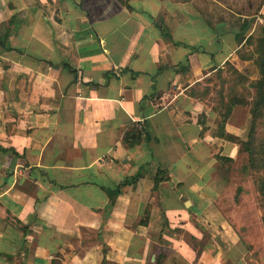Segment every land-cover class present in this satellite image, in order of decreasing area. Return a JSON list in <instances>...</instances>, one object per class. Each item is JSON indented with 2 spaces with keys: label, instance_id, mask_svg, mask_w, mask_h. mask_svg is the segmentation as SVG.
<instances>
[{
  "label": "crops",
  "instance_id": "obj_1",
  "mask_svg": "<svg viewBox=\"0 0 264 264\" xmlns=\"http://www.w3.org/2000/svg\"><path fill=\"white\" fill-rule=\"evenodd\" d=\"M124 2L0 0V264H250L212 158L242 122L197 98L239 30Z\"/></svg>",
  "mask_w": 264,
  "mask_h": 264
},
{
  "label": "rangeland",
  "instance_id": "obj_2",
  "mask_svg": "<svg viewBox=\"0 0 264 264\" xmlns=\"http://www.w3.org/2000/svg\"><path fill=\"white\" fill-rule=\"evenodd\" d=\"M250 2L252 8L246 11L248 8L246 3ZM259 2L260 0H196V5L209 23L224 22L235 26L234 30H240L243 18L246 14L251 13L260 4ZM247 18H251L249 26L242 30L243 39L237 42V49L229 57V61H225L221 68L204 78L201 85L197 86V98L217 112L218 118L224 115L229 96L232 95L238 99L247 100V102L252 97L253 91L250 89L249 83L256 79L257 69L252 61L254 39L249 40L247 37L256 38L259 36L260 27L264 24V16L255 13ZM234 107V122H242L239 133L232 139V142L237 145V155L231 162H216L214 160L218 177L222 181L230 183L224 190V199L230 197L234 206L228 201L227 204L224 203L219 207L223 208V212L228 216L232 215L233 220L229 223L236 231L237 237L247 247L250 264H264V196L259 194L255 185V179L260 177L263 171L249 167L247 153L243 151L240 144L242 140H246L250 125L249 105ZM263 140L264 114L255 121V139L252 144L255 152L259 153ZM236 185L240 186L239 190H235ZM233 188L234 193L232 192ZM241 189L242 193L237 195ZM202 228L199 227V233H197V249L201 241L205 239ZM168 258L174 260L172 255H169Z\"/></svg>",
  "mask_w": 264,
  "mask_h": 264
},
{
  "label": "trees",
  "instance_id": "obj_3",
  "mask_svg": "<svg viewBox=\"0 0 264 264\" xmlns=\"http://www.w3.org/2000/svg\"><path fill=\"white\" fill-rule=\"evenodd\" d=\"M122 4H125L123 0H118ZM263 0H260L259 3H261ZM248 6L246 11L251 10L252 3H246ZM258 6L249 14H246V16L243 18L241 24V29L237 32H235V39L237 42H240L243 39L242 36V30L249 24L248 18L249 16H253L257 10ZM246 29V28H245ZM163 37H168L167 34H162ZM247 39H254V49L252 50V58L253 63L256 66L257 69V77L256 79L252 80L249 83L250 89H252V97L250 98L249 102L247 100L238 99L235 96H229L226 101V109L224 111V115L221 117L219 116V119L221 121V124L219 122L217 126V133L219 136L223 137V121L227 117V115L230 113V110L232 107L239 105V106H245L249 105V114H250V125L246 134V140L241 141V146L243 148V151L247 153L248 157V165L251 169H259L263 171V174L255 179V185L256 189L259 192L260 195L264 196V142L262 145L260 144V151L259 153L254 151V148L252 146L253 140L255 139V121L261 117L264 114V24L260 27V33L259 36L256 38L248 36ZM1 46L4 47V44L1 43ZM142 124L137 126L136 123H132L128 126V128L123 132L122 135V141L127 146H132L135 144H138L141 140L142 136ZM231 138V137H230ZM264 141V140H263ZM212 158L216 162H231V159L225 156H221L218 153L213 154ZM136 179V178H135ZM133 178V181L135 180ZM119 186L113 189L109 190L106 189L105 191L107 193H114L115 195L119 192ZM264 225V222H263Z\"/></svg>",
  "mask_w": 264,
  "mask_h": 264
}]
</instances>
